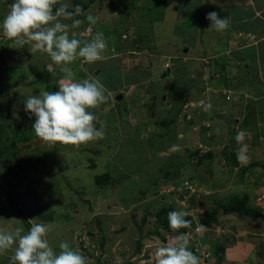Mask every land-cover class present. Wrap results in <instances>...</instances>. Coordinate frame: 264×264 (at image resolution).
<instances>
[{
  "label": "rangeland",
  "instance_id": "1",
  "mask_svg": "<svg viewBox=\"0 0 264 264\" xmlns=\"http://www.w3.org/2000/svg\"><path fill=\"white\" fill-rule=\"evenodd\" d=\"M5 1L0 0V3ZM66 2L81 7L86 4L82 7L85 15L77 17L83 23L79 28L70 29V36L74 32L76 38L90 40L93 32L90 33L88 27L93 26L96 28L95 34L103 32L110 36L112 44L120 52L140 48L137 54L119 53L120 64L127 67L129 63L135 68L137 62L142 65L141 68L149 65L153 80H157L156 85L162 84L158 83L160 73L170 65L169 58L161 54L170 55L172 49L179 46L175 43L176 38L186 36L185 43L194 46L201 41L226 40L231 34L229 27L223 32L208 30L210 21H205L206 13L215 11L220 18H224L225 12L219 13L215 5L200 0L198 5L193 3L192 7L185 5L187 0H114L116 5L111 0L103 8L91 7L88 0ZM9 6L7 3L0 5V21L10 10ZM89 11L99 18L94 25L86 19ZM123 34L128 38L124 39ZM202 48L206 50L207 45L195 46L194 52L200 54ZM230 59L216 57L218 62L230 63L233 61ZM195 61L190 60L188 64L194 69L191 73H186L181 65L172 69V79L175 81L166 88L160 85L154 101L147 95L138 97L139 93L145 94L143 89L133 92V89L117 86L122 85L119 82L121 75L130 81L145 80L144 84L152 85L150 81L147 82L149 74H146L145 68L129 73L120 70L119 66L116 72L114 69L106 71L100 82L111 95L106 103L97 108L95 115L100 125L102 122L105 127V137L80 146L47 144L33 132L35 117L30 119L25 113L23 100L44 90H58L62 74L46 54L32 56L26 48L14 49L12 41L0 33V127L3 130L0 140V187H3L0 188V227H22L27 232L31 227L29 220L35 219L36 223L49 226L47 240L55 251L59 252V244L67 241L87 258V264H155V248L179 235L162 228L158 235L152 233L161 208L174 207L176 211H188L198 224L194 234H188L189 250L192 246L197 247L198 251L206 248L207 244L212 246L214 256L211 255L206 264H211V260L218 261L219 256H222L223 263L224 254L220 251L219 255L216 254L221 247L219 243L228 244V239L234 240L235 235L243 240H254L257 255H264V218L249 219L220 210L215 225H200L208 205L203 195L211 196L208 199L211 202L223 199L225 204L233 197L246 195L250 205H259L264 210V134L258 132L255 135V128L264 123L257 127L255 122L239 120L241 124H235L236 119L227 121L228 118H225L224 124H221L219 113H239L231 110L237 105L234 102L236 98L226 101V105L219 103L221 99H212L211 103L206 104L195 101L201 103L195 107L207 113L206 116L201 119L187 116L183 111L186 101L184 89L192 93L207 82L212 96L218 92L222 96L228 94L224 89L220 90L221 86L212 84L215 83L212 82L214 73L211 74L214 62L207 63L211 66L207 74L204 63L194 64ZM254 61L251 60L250 64H254ZM76 64L88 72L89 67L84 65L81 58L69 66ZM161 67L163 69L160 71ZM165 71L168 73V70ZM237 71L236 74L245 80L247 91L250 89L247 92L250 99L258 98L264 104L259 81L244 68L240 73ZM178 72H181L180 75ZM74 73L75 78L79 79L80 73ZM204 73L206 79L201 77ZM234 81L237 83V79H232V83ZM203 87L206 89L207 86ZM120 94L122 99L117 100ZM139 106L142 109L137 108ZM133 107L136 108L134 112ZM95 109L89 111L95 114ZM183 113L185 117H176L175 123L167 120ZM127 114L129 117L126 119ZM125 120L133 125V131L129 130L130 125ZM198 120H201L200 123ZM245 124L252 126L250 132L243 130ZM156 128L160 130L158 133ZM233 132L236 136L242 134L239 144L231 141ZM243 145L247 146V162H250L251 156L253 160L247 170L248 165L240 169L230 166L231 163L233 165V155L226 156L230 164L227 166L216 165L214 168L201 163L197 168L193 167L205 150L210 149L208 154L215 157L221 155L226 146L237 155L234 148ZM254 162H258L257 165H253ZM196 170L201 179L192 178ZM106 174L109 175V182L105 180ZM173 174L179 176L174 179L181 182L178 189L169 181ZM212 181L217 182H214L217 189L211 185ZM26 192L30 196H26ZM194 197L199 200L195 205H189V198ZM222 238L228 242L221 241ZM243 246L245 250L241 255L244 258H249L251 264H264L262 257V260L259 259L248 243L243 242ZM232 251L236 253L234 249ZM12 254V251H8L0 255V264H9Z\"/></svg>",
  "mask_w": 264,
  "mask_h": 264
},
{
  "label": "clouds",
  "instance_id": "2",
  "mask_svg": "<svg viewBox=\"0 0 264 264\" xmlns=\"http://www.w3.org/2000/svg\"><path fill=\"white\" fill-rule=\"evenodd\" d=\"M9 9L0 21L3 37L12 41L14 49L26 48L32 56L46 54L62 74L58 90L24 97L25 113L30 119L35 117L32 128L36 137L47 144L75 146L103 139L105 127L102 122L96 127L98 118L89 109L106 103L111 93L99 79L77 80L69 65L78 58L87 64L100 60L107 49L104 33L97 32L90 40L83 41L74 32L70 36V29L83 23L77 17L85 13L80 5L73 6L66 0H13ZM86 19L94 25L99 18L89 11ZM206 19L210 21L208 30L223 32L230 25L229 18H220L215 11L209 12ZM242 138L238 133L235 137L238 144ZM246 151V145L237 149L241 163L247 162ZM189 215L185 210L170 211L167 214L170 229L178 232L189 228L191 221L186 219ZM29 222L31 227L27 232L22 227H0V255L12 251L9 264H87V258L67 241L59 244V252L55 251L47 240L48 225L36 223L35 219ZM195 230L156 247L155 264H199V261L206 264L210 260L207 248L198 251L192 246L197 256L189 250L188 234H194ZM205 254L207 258L202 261Z\"/></svg>",
  "mask_w": 264,
  "mask_h": 264
},
{
  "label": "crops",
  "instance_id": "3",
  "mask_svg": "<svg viewBox=\"0 0 264 264\" xmlns=\"http://www.w3.org/2000/svg\"><path fill=\"white\" fill-rule=\"evenodd\" d=\"M88 1H90L89 4L91 7L103 8V7H106L108 2H110L111 0H88ZM190 1H192V2H190ZM200 1L215 5V8L217 9L216 11H218L219 13H220V11L225 12L224 18L227 17L230 20L229 30H230L231 34L227 36L226 40H220V41L210 40L209 42H207V41L206 42H202V41L199 42L197 44L198 46L202 47L203 44L207 45V49L205 50L204 48H202L203 52H201L200 54L198 52H194L195 46H197V45L192 46L190 44L185 43L186 36H181V37L179 36L178 38H176L175 43L179 44V46L177 47L175 45L177 48L174 50L172 49V51L170 52V55L161 54V56L164 55V56H166V58H169V61H170L169 64L170 65L167 66L168 69H165V70H168L167 75H165V73H166L165 70H163V72L160 73V79H159L158 83L160 84V82H162V84H160V85L163 86L164 88L171 85L172 82L175 81L172 79L173 76H172L171 70L176 68L178 65H181V67H184V71L186 73H189V72L191 73L194 69H193V67L188 66V64L190 63V60L191 61L196 60L194 64H196L197 62H200L201 64L204 63L203 66L207 69L204 72H206V73L208 72L207 74H209L208 70L212 66L211 74L214 73L212 76V77H214L212 79V82H215L212 84H216L217 85L216 87L221 86V87H219L220 90L224 89L226 92H228L230 98L227 99L228 94H225V95L223 94V96H222L220 94V92H218V94H216L215 96H212V94L210 92L209 85L207 82H205L204 84L201 85V87L195 88V90L192 91V93L195 92L194 95H191L192 93L189 92L191 90L184 89L186 91L185 97H184V98H186L185 99L186 101L183 103V109H185L183 111L187 114V116L192 115L193 117H195L197 119H201V118L205 117L207 113L202 112V109H200L199 107H195V106L201 104L199 102L203 101V104L204 103L206 104V103H211L212 99H215V100L221 99V102H219V103L221 105H226V101H230L232 98L235 100V98H236L237 101H234V102H236L237 105L235 106L233 104L234 106L231 110L234 111V109H235V111H238L239 113L235 114L234 112H230L229 114H231V115H227L226 113L229 111L221 112V113H219V119H221V120H219V122L221 124H224V122H225L224 120H226L228 118L227 119V121H228L229 119L233 118V119H236L235 124L236 123L241 124L239 120H243L246 122L248 121V123L255 122L257 124L256 126L258 127L259 124L264 123V104H262L260 99H258V98L250 99V96H248L249 94H247V92L250 89L247 91L245 80H243L239 74H236V72L238 73L237 70H239V73H240V70L242 68H244L246 71H250L253 74L254 79L259 81V85H258L259 90H261L264 94V0H200ZM188 2H190V3H188ZM197 2H199V0H187V3L185 5L192 7L193 3L197 4ZM84 6L85 5H83V7ZM113 7H109V8H113ZM207 14L208 13H206V16H207ZM204 18H205V21L208 20V19H206V17H204ZM88 31L93 32V37H94V35H95L94 32L96 31V28H94L93 26H90V27H88ZM184 34H186V33L184 32ZM104 37H105V40L107 43V49L103 53L102 58L100 60H98L97 62H95L93 64H87V63L84 64L85 66L89 67L88 72L83 70V68H80L78 66V64H76L74 66H70L71 68L73 67L72 68L73 71H78L80 73V78L77 80L99 79L101 81L102 80L101 77H102L103 73H105L108 70L111 71V69H114V72H116V70L118 71L117 68H119V66H120V68H119L120 70L127 71L129 73L133 72L135 70H139V71L144 70V68H145V70L147 71L146 74H149V76L146 77L147 82L150 81L152 83V85L150 83L144 84L143 82H145V80L143 82H140V80H134V81L131 80L130 81L128 78L125 79L121 75L119 82L122 85L119 84L117 86L120 88L122 87V88L128 89V90L133 89L132 90L133 92L138 91V90L140 91L143 89V90H145V94L139 93L138 97L140 98V97H143V95L144 96L147 95V96H150L151 100L154 101V99L156 98V95H157L156 90L160 89V85H156L157 80H155V81L153 80V74L149 70V67H148L149 65L148 66L146 65L144 68H141L142 65L139 64V62H137L138 65L135 64V65H137V68H135L134 66H132V67L129 66V63L127 64L128 65L127 67H125L124 65L121 66V64H120V56L121 55L119 53L123 52V53H126L127 55L137 54V53H140V48L137 50H132V49L126 50V49H124L123 51L120 52L119 49L112 44V38L110 36L104 34ZM123 38L127 39L128 37H126V35L123 34ZM172 44L169 45L170 49H171ZM179 52H181L180 55H179ZM216 57H230L231 59H233V61H231L230 63H226V62H222V61L218 62L216 60ZM253 59H255L254 64H250L251 60H253ZM208 62H210L211 64L214 62V64L210 66V63L207 64ZM116 65H118V66H116ZM235 68H236V70H233ZM257 68H259V69H257ZM162 69H163V67L160 68V71ZM229 69H231V71ZM180 73L181 72H178L177 74L180 75ZM206 73L201 74L202 79H206V77H207L205 75ZM215 74H216V76H215ZM232 79H235V80L237 79V83H236V81H234L232 83ZM168 80H170V81L167 83L166 82L163 83L164 81H168ZM203 86H207L206 87L207 90L204 89ZM212 87H215V86H212ZM108 89L110 90V88H108ZM167 89H169V88H167ZM224 90H222V91H224ZM114 92L121 93V91H119V90H114ZM109 93H110V91H109ZM223 93H225V92H223ZM231 93H232V95H231ZM200 97L202 99H199ZM198 100H200V101L195 103V101H198ZM164 101H166V100H164ZM154 105L155 104L153 102V106ZM240 106H241V108H240ZM141 107H143V106H141ZM151 107L147 108V109H151ZM137 108H140V106ZM135 109L136 108L133 107L132 111L133 112L136 111ZM140 109H142V108H140ZM94 111H95L94 115H96L97 108ZM137 111H139V109H137ZM144 111H146V109H144ZM185 113L179 114L178 116H175V117H172V119L167 118V120H169V122H171L173 120V123H175L176 117L183 119L186 115ZM209 113H210V111H209ZM125 117L127 119L129 117V114H127ZM250 117H252L251 120H250ZM181 119H179V121H181ZM128 120H125L130 125L128 128H129V130L133 131V125ZM198 121L200 123L201 120H198ZM237 121H239V122H237ZM96 123L98 124V128H99L100 123L98 121H96ZM185 123L188 124V126H190V124L187 123V121ZM201 124H204V122H202ZM221 126L223 127V125H221ZM250 128H252V126L250 127L249 124H245V127L243 130L250 132L249 131ZM186 129H188V127H186ZM189 129H190V127H189ZM255 129H256L255 135L258 134V132L259 133L263 132V134H264V124L261 125L259 128H255ZM155 131H156V133H158L160 130L158 128H156ZM220 131L222 134V130H220ZM189 132H191V131H189ZM164 133H166V132H164ZM168 133H169V130H168ZM250 134H252V133H250ZM221 137H225V136H221ZM232 137H234V138H232ZM235 137H236V133L233 132V134H231V141L232 142L236 141ZM225 147L226 146H224V148ZM224 148L222 149L221 155L218 154V156H215V157L210 156L208 154L210 149L205 150L202 155L203 156L207 155V156H206V158L203 159L202 165H204L206 163L207 164L206 166L209 165L210 167H214V168L216 167V165H223V166L230 165L227 163V157H226L227 155H229V156L233 155L237 161L236 165L234 163L232 165V163H231L230 166L233 167V169H240V168L244 167L245 165H249V164L251 165L252 164V161H253L252 156L249 159L250 162H247L246 164L241 163L238 160L237 155L232 153L231 149H229L228 147L225 149ZM254 148H256V147H254ZM195 150H197V148ZM234 152L237 153L236 148H234ZM215 158H216V161H213V159H215ZM254 163H258V162H254ZM199 165L200 164L197 163L196 165H193V167H197ZM172 177L177 178L179 176L174 175ZM172 177L170 180L173 179ZM214 182L217 183L216 181H214ZM225 182H227V181H225ZM229 184H231V183H229ZM263 212H264V210H263ZM192 217L195 219V217L193 215H192ZM249 219H253V218H249ZM212 225H215V224H212ZM247 225H250V224L247 223ZM245 236H246V234H245ZM225 240H226L225 238H222L221 241H225ZM228 241H229V243H234V244L232 246H230V245H228L229 243L228 244H226L224 242L219 243L221 245V247L224 249V251L222 252L224 254V257H223L224 259H223L222 264H251L249 262V258H244L241 255V252L245 250L244 246H243V242L248 243L252 247V251H254L256 255L258 254L257 249L255 248V245H253L254 240H250V241L249 240L247 241L246 239L243 240V238H239L238 235H235L234 240L228 239ZM228 241L226 240V242H228ZM205 246L207 248L206 252L211 256V251H212L211 246H209L208 244ZM253 247H254V250H253ZM233 249H234V251H236V253H232ZM257 257L259 259H261V257H262V259L264 260V255H260V256L257 255ZM211 263H213L212 260H211Z\"/></svg>",
  "mask_w": 264,
  "mask_h": 264
},
{
  "label": "trees",
  "instance_id": "4",
  "mask_svg": "<svg viewBox=\"0 0 264 264\" xmlns=\"http://www.w3.org/2000/svg\"><path fill=\"white\" fill-rule=\"evenodd\" d=\"M12 2H13V0H6L3 3L1 2L0 5L2 4V6H3L4 3H7V4L10 5ZM113 5H116V3H114V0H113ZM85 6H86V4H85ZM167 74L168 73L166 71L165 75H167ZM96 127L98 128V124L97 123H96ZM2 132H3L2 127H0V140H1ZM232 138H234V137H232ZM206 156L205 155L204 156L203 155L200 156V158L198 160V164H201L202 161H203V159L206 158ZM233 163L235 165L237 164V161H236L235 158L233 159ZM251 165L249 164L248 166H246L245 169L246 170L249 169V167ZM253 165H257V164L254 163ZM194 168H197V167H194ZM196 175H198V176H196ZM192 178L193 179L194 178L201 179L200 176H199V174H198V171L197 170L194 172ZM108 179H109V175L106 174L105 175V180L107 182H109V180H110V179L109 180ZM174 179H175V177L172 180H170V182L172 184H174V186L178 189L180 187V185H181L180 184L181 182L174 181ZM211 185L213 186V188H216V189L218 188L217 185L213 181L211 182ZM0 188H3V187H0ZM25 195L26 196H30V193L29 192H26ZM210 197L211 196H205V195L202 196V198L207 201V204L208 205L206 206L207 208H206V210H204L202 219L200 221L201 225L216 224V222H217V215H218V213H219L220 210H222L223 213H225V214H237V215L239 214L241 216L249 217V218H254V219L264 218V212H263V210L259 206H256V205L255 206H252V205H250L249 198L246 195L245 196L243 195V197H241V198L240 197H237V196L236 197H233L232 199H230V201L227 204L223 203V199L222 200H217V201L212 200V202H211L210 200H208ZM197 200H199V199H197L196 197L189 198L188 204L189 205H193V204L195 205L196 202H197ZM86 202L89 203L88 201H86ZM170 211H176V210L174 209V207L161 208V210L158 212V218L156 220L157 223H155L156 226H155L154 230L152 231V233L158 235L159 234V229H161V228L163 230H165L166 232L178 233V234H180V233L181 234H187L188 232H191V231H193V230L196 229V227H197L196 221H195V219L192 216L189 215L188 217H186V219H188V220L191 221V226L189 228L179 229L178 232H173L170 229L169 225H168V219H167V214ZM24 221L28 224V221H26V218H24ZM211 249H212V246H211ZM190 251H192L196 255V252L194 251L193 248ZM219 251L220 252H223L224 249L222 247H219L217 249V251H216V254L219 255V253H218ZM211 255L214 256L213 255V249L211 251ZM220 262L222 263V256H221V258L219 256L218 261H215V262H213L211 264H220Z\"/></svg>",
  "mask_w": 264,
  "mask_h": 264
},
{
  "label": "built area",
  "instance_id": "5",
  "mask_svg": "<svg viewBox=\"0 0 264 264\" xmlns=\"http://www.w3.org/2000/svg\"><path fill=\"white\" fill-rule=\"evenodd\" d=\"M227 99H229V97ZM205 258H207V254H205V256L203 257L202 261H204Z\"/></svg>",
  "mask_w": 264,
  "mask_h": 264
},
{
  "label": "water",
  "instance_id": "6",
  "mask_svg": "<svg viewBox=\"0 0 264 264\" xmlns=\"http://www.w3.org/2000/svg\"><path fill=\"white\" fill-rule=\"evenodd\" d=\"M122 99V95H119L117 100H121Z\"/></svg>",
  "mask_w": 264,
  "mask_h": 264
},
{
  "label": "bare ground",
  "instance_id": "7",
  "mask_svg": "<svg viewBox=\"0 0 264 264\" xmlns=\"http://www.w3.org/2000/svg\"><path fill=\"white\" fill-rule=\"evenodd\" d=\"M161 167V166H160Z\"/></svg>",
  "mask_w": 264,
  "mask_h": 264
}]
</instances>
